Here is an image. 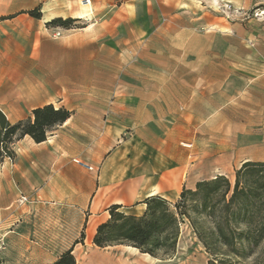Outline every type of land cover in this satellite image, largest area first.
I'll list each match as a JSON object with an SVG mask.
<instances>
[{
    "label": "rangeland",
    "instance_id": "1",
    "mask_svg": "<svg viewBox=\"0 0 264 264\" xmlns=\"http://www.w3.org/2000/svg\"><path fill=\"white\" fill-rule=\"evenodd\" d=\"M78 1L72 8L81 7ZM90 1V8L83 18L74 16L76 12L68 13L65 7L52 5V0H43L24 10L0 13V25L8 21H35L22 37L0 28V54L4 56L3 60L5 62L21 60L24 64L18 71L6 67L5 71L0 72V108L9 119L12 118L8 112L10 105L18 108L25 100V96L21 95L20 86L26 81L36 83L39 80L42 101L65 103L68 110L70 107L73 108L70 110L71 115L75 112L86 114V122L94 123L101 129L104 124H108L113 128L110 133L113 132L108 133L107 149L93 151L90 145H87L88 148L85 150L88 157L98 158L96 163L87 160L88 164L93 166L91 173L95 182L102 167H109L110 163L123 162L125 156L128 159L132 158L134 151L135 156L149 157L154 154L155 140L160 135L163 140L167 137L176 139L177 146L186 149L189 169L193 168L199 174H205L204 177L219 171L233 180L234 169L243 160H264V121H249V116L225 112L217 123L218 129L211 133L199 127L193 128V123L175 121L169 112L165 113L160 108L163 117L157 122V130L149 129V123L143 122L138 124L140 129H144L140 132L134 131L135 127L131 122L133 113L128 107L139 101L140 91L137 85L142 84L141 97H148L147 82L150 81L154 85L157 81L155 75L167 77L170 74V59L175 54L172 50L173 43L162 34L164 30L161 31L163 28L161 24L169 25L171 30L170 21L174 19L184 21L182 19L184 14L190 18L195 17L197 11H204L205 17H211L213 14L219 17L220 22L241 23L249 31L264 21L261 18L264 0H188L194 4L192 8L188 7L186 12H181L177 1L173 10H156L154 16L148 11L147 0ZM165 1L159 2L157 6L169 7ZM22 2L25 5L31 4V0ZM196 5L198 7L202 5V10H196ZM36 7H39L40 18H34L25 12ZM54 17L72 20L67 26L47 24ZM155 20L158 21L157 26L150 25L149 21ZM89 24L92 26L84 30ZM98 27L103 28V32L99 33ZM210 28L199 27V30L206 31ZM85 31L91 34V40L82 48L91 52V66L88 69H79L77 76L85 79L86 83L83 86L69 88V91L72 90L71 93H63L62 87L55 86L54 82L58 78L71 77L74 72L69 65L62 64L70 61V58L65 57L70 48L60 45V41ZM161 59L167 60L168 64H163ZM58 60L57 65L60 66L54 64V61ZM154 89L155 86H152V96ZM59 90L61 93L57 94ZM32 101L39 103L36 97H33ZM141 103H144V100ZM145 104L143 111L152 112L151 109L154 107L148 106L151 105L148 102ZM25 110L22 118L31 112V109ZM77 119H79L77 122L81 123L82 118ZM57 126L53 130L57 129ZM133 133L135 137H132ZM70 136V144L74 150H80L81 144L89 142V138L79 132L73 131ZM181 142L188 145L180 144ZM117 146L120 148L115 149ZM12 148L15 156L12 159L6 157L3 159L4 163L2 161L0 164V170L8 171L6 177L5 174L0 175V230L9 231L7 236L0 237L2 238L0 264H39V260L45 264L70 248L75 256L88 252L86 248L93 245L85 238L86 213L89 209L81 210L64 201H39V153L34 158L20 159L17 158V142ZM75 155L80 154L76 152ZM17 161L21 162L19 165L25 176L14 178ZM119 172L118 180H109L104 190V199H111L120 192L126 178H131L123 174L133 171ZM203 176L195 173L188 175L184 177L182 186H192L196 179ZM175 190H180V185L172 188V194L167 195L170 202L176 199L173 195ZM21 196L25 197L23 202L19 201ZM107 207L104 208L106 213ZM39 211L43 212V215H39ZM51 223H54L55 229L53 243L48 242L51 237L46 235V232L50 235ZM185 223L187 222L180 225L178 247L173 255L152 257L151 261H145L143 255L137 254L131 264H207L208 254L197 243L189 224ZM39 227L45 232L44 242L40 244ZM19 231L27 234L26 238L21 237L22 244L19 242ZM81 234L84 237L81 242H77ZM23 240L26 245L23 244ZM263 248L264 245L257 250L255 256L243 261L242 264H261V257L258 255ZM98 251L111 252L112 255L122 254L121 247H108ZM138 259L142 261H137ZM127 263L130 264L128 259Z\"/></svg>",
    "mask_w": 264,
    "mask_h": 264
},
{
    "label": "crops",
    "instance_id": "2",
    "mask_svg": "<svg viewBox=\"0 0 264 264\" xmlns=\"http://www.w3.org/2000/svg\"><path fill=\"white\" fill-rule=\"evenodd\" d=\"M41 1L43 0H31V4L25 5L22 0H0V13L24 10L39 4ZM52 1V5H57L59 8L65 7L70 14L76 12L74 15L76 17L79 15L86 16V12L90 8L89 3L84 4L82 0ZM77 1L81 7H78V9L72 8L77 4ZM162 1L147 0L148 11L153 13V16L156 14V10H173L177 1L180 4L181 12L188 11V7L192 8L194 4L188 0H166L165 2L169 7L160 5L158 7L157 4ZM196 10H202V5L199 7L196 5ZM261 18L264 20V12ZM182 19L184 21H176L175 19L170 21L171 30H169V25L161 24L163 27L161 31L164 30L162 34L167 36L173 43L172 50L175 55L170 59L171 70L169 76L155 75L157 81L154 85L150 81L147 82L148 97H141L143 87L142 84L137 85V89L140 91L138 92L139 101L128 106L133 113L131 122L135 127L134 131L143 132L144 129H140L138 125L143 122L149 123V129L157 130V122L163 117L160 108L165 113L169 112L175 121H187L193 123V128L198 129L199 127L203 131L211 133L218 129L217 123L225 112L249 116V121H264V21L258 27L252 28L253 30L247 31L248 29L241 23L220 22L218 21L219 17L213 14L211 17H205L204 11H197L196 16L190 18L184 14ZM34 22L8 21L1 24L2 27L0 28L6 32L9 31L12 35L22 37L26 35L29 27ZM157 22L156 20L149 21L152 26H157ZM91 26L92 24L87 25L84 30L89 29ZM17 27L19 29H16ZM199 27L211 28L201 31ZM98 32H103V28L98 27ZM157 36L160 37L161 35ZM90 40L91 34L85 31L60 41V45L70 48L67 51V56H65L70 58V61L62 62V64L69 65L74 72L71 77L58 78L54 82L55 86L62 87L63 93H71L72 90L69 91V88L83 86L86 83L85 79L77 75L79 69H88L91 66V52L82 48L87 46L86 44ZM76 47H81L82 50H76ZM3 57L0 54V72L5 71L6 67L18 71L24 65L21 60L5 62ZM103 58H105V55H103ZM161 60L163 64H168L167 60ZM54 64H59V60L54 61ZM152 86H155L153 96L151 95ZM20 91L21 95L25 96V100L18 108L15 107L16 109L13 105H10L8 112L12 116L11 119L6 115L12 122L21 119L25 114V109H33L43 104L52 103L67 107L65 103L55 104L49 100L42 101L39 80L36 83L26 81L20 86ZM60 93L59 90L57 94ZM33 97L39 99V103H33ZM143 100L144 103H141ZM145 102L151 104L148 106L154 107V109H151L152 112L145 113L143 111V107L146 106ZM69 110H73V108L70 107ZM77 118H82L81 123L77 122L79 120ZM86 121V114L75 112L65 122L58 125L57 129L51 130V135L44 141L36 143L29 136H24L16 141L18 148L16 152L17 158L20 159L34 158L39 153V201H64L72 203L81 210L89 209L86 213L84 229L85 238L89 239L90 242L96 226L107 218L108 214L104 210L106 206L117 203L122 206L121 209L124 212L139 215L144 210V204L137 202L144 197L159 194L167 198L168 194H172L171 190L174 187L176 188V185H180L181 190L184 177L193 173L198 176L205 175L199 174L193 168L189 169L186 149L178 147L176 139L167 137L163 140L160 135L155 140L154 147L156 150H154V154L149 157L135 156L136 151H134L132 152L134 154L132 158L128 159L125 156L123 162L110 163L109 167H102L97 182H95L91 173L92 169H87L75 160L78 159L87 165H89L87 160L96 163L97 156L88 157L85 153L88 148L87 145H90L93 151H104L107 149L108 133L113 128L108 124H104L101 129L96 124H88ZM73 131L89 138L87 144L80 145V150H74V147H71L70 135ZM157 135L159 134L157 133ZM132 137H135V133ZM184 143L181 142L180 144ZM118 148L120 146L115 149ZM76 152L80 155L76 156ZM16 163L18 166L17 169H14V178L25 176L19 165L21 162L17 161ZM120 170L133 171L132 173L125 172L123 174L131 178H126L120 192L116 193L111 199H104V190L109 180H118ZM217 174L223 173L219 171L212 172L210 176H203L196 179V181L212 178ZM0 175L6 177L8 171L1 169ZM180 190H175L173 193L174 198H177ZM39 206L41 205L39 204ZM40 214L43 215V212L39 211ZM53 226L54 223H51L50 235L46 232V235L51 237V240L48 241L51 243H53L55 237ZM8 232L0 230V237L7 236ZM19 234V242L22 244L21 237L26 238L27 234L22 231H19ZM44 234V229L39 227V244L44 242ZM2 238H0V241H2ZM25 243L23 240V244ZM108 247H121V255H112L111 252L106 251L104 253H108V255L115 258L119 256L127 258L130 264L137 254H145L139 251H136L135 255L129 253L125 249L127 248L125 245L104 248L89 245L86 248L88 252H84L83 255L90 253L91 250H102ZM74 257L76 261V256L74 255ZM56 258L57 256L45 264H50ZM137 261L142 260L138 259ZM39 264L44 263L39 260ZM75 264H77V261Z\"/></svg>",
    "mask_w": 264,
    "mask_h": 264
},
{
    "label": "trees",
    "instance_id": "3",
    "mask_svg": "<svg viewBox=\"0 0 264 264\" xmlns=\"http://www.w3.org/2000/svg\"><path fill=\"white\" fill-rule=\"evenodd\" d=\"M25 12L41 17L39 7ZM70 20L54 17L47 24L67 26ZM70 116L66 107L47 103L12 122L0 108V164L15 156L12 146L16 141L24 136L36 143L44 141ZM137 203L144 204L139 215L124 212L120 204H110L91 243L99 248L126 245L152 257H167L175 253L180 225L187 222L209 256L207 264H242L264 245V160L242 161L234 169L233 180L217 174L197 180L192 187L182 186L174 202L152 194ZM83 237L81 234L77 242ZM258 256L264 264V248ZM75 263L70 248L50 264Z\"/></svg>",
    "mask_w": 264,
    "mask_h": 264
},
{
    "label": "bare ground",
    "instance_id": "4",
    "mask_svg": "<svg viewBox=\"0 0 264 264\" xmlns=\"http://www.w3.org/2000/svg\"><path fill=\"white\" fill-rule=\"evenodd\" d=\"M90 4L91 1L89 0V5ZM83 16L79 15L77 16V18H83ZM184 145H188V144L184 143ZM222 170L225 169L222 168ZM125 249L127 250V252L132 253L134 255L136 254V251L138 252L136 248L131 246H127V248ZM142 258L145 261H151V259H153L152 256H150L147 253H145ZM76 261L77 264H128L127 258H121V257L115 258L113 256L108 255V253H104L98 250H91L90 253L86 255H78L76 256Z\"/></svg>",
    "mask_w": 264,
    "mask_h": 264
},
{
    "label": "built area",
    "instance_id": "5",
    "mask_svg": "<svg viewBox=\"0 0 264 264\" xmlns=\"http://www.w3.org/2000/svg\"><path fill=\"white\" fill-rule=\"evenodd\" d=\"M82 3L87 4V3H89V0H82ZM75 161H76L77 163H79V164L85 166V167H86L87 169H89V170L92 169V166L87 165V164H85L84 162H82V161H80V160H78V159H76ZM24 199H25V197H24V196H21L20 199H19V201H20V202H23Z\"/></svg>",
    "mask_w": 264,
    "mask_h": 264
},
{
    "label": "water",
    "instance_id": "6",
    "mask_svg": "<svg viewBox=\"0 0 264 264\" xmlns=\"http://www.w3.org/2000/svg\"><path fill=\"white\" fill-rule=\"evenodd\" d=\"M177 247H178V242H177V246H176V249H177Z\"/></svg>",
    "mask_w": 264,
    "mask_h": 264
}]
</instances>
